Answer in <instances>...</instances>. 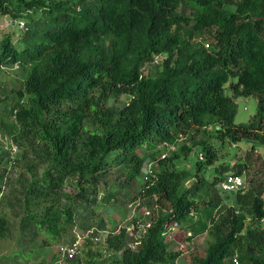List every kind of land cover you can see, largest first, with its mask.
<instances>
[{"label": "trees", "instance_id": "16d2710c", "mask_svg": "<svg viewBox=\"0 0 264 264\" xmlns=\"http://www.w3.org/2000/svg\"><path fill=\"white\" fill-rule=\"evenodd\" d=\"M1 16L27 24L16 43L8 36L0 46V70L19 66L26 72L22 86L10 91L13 103L0 105V118L13 141H27L39 156L37 164L25 165L32 176L23 192V228L71 243L66 238L76 226V200L97 193L102 177L122 167L126 185L141 180L148 205L159 207L151 208L154 221L136 248L128 245L127 228L109 232L104 243L111 254L122 253L118 264H176L185 254L169 245L171 226L193 233L187 244L195 236L211 237L205 255L192 254L189 264H234L235 256L239 264H264V183L225 192L230 206L216 218L223 200L217 182L200 177L186 188L191 176L176 168L177 161L192 162L195 150L199 171L218 161L214 148L198 139L211 125L221 126L215 129L220 140L264 144V0H0ZM157 56L164 57L161 66L146 73ZM235 77V99L258 98L256 118L240 125L237 103L225 94ZM7 89L0 90V102L10 98ZM121 97L124 105H109ZM182 137L192 143L162 157L159 146ZM143 146L155 152L142 156ZM7 151L0 146V180L10 162ZM147 164L150 176H144ZM37 165L45 166L39 179ZM68 183L77 192H67ZM203 190L214 195L201 203L196 197ZM63 201L69 202L65 209ZM33 206L40 210L32 212ZM7 226L0 217V237Z\"/></svg>", "mask_w": 264, "mask_h": 264}, {"label": "rangeland", "instance_id": "374dc122", "mask_svg": "<svg viewBox=\"0 0 264 264\" xmlns=\"http://www.w3.org/2000/svg\"><path fill=\"white\" fill-rule=\"evenodd\" d=\"M233 1L236 2L238 0ZM232 9L234 10L235 7H232ZM180 10L187 16L191 14L189 8L185 6H182ZM37 19V26H42L44 18L41 13H38ZM13 21L15 20H12L9 16L0 17V46L8 36L12 37L14 43L18 41L20 29ZM29 25L31 26V24ZM163 58L157 56L153 64L145 65V72L150 73L157 67H160ZM25 75L26 72L19 68V66H6L0 70V90L3 86L8 88L4 96H10L7 101L0 102L3 108L13 103L14 96H11L10 91L12 89H19L22 86ZM237 82V77L231 78L229 84L226 86L225 94L228 97H235L234 90L231 87L232 84H236ZM0 93L2 92L0 91ZM235 101L238 106L237 116L235 118L236 125L249 123L256 118L259 109L258 98L256 96L238 97ZM125 103L126 98L121 97L117 100H111L109 105L121 107ZM215 129L217 130V126L215 128L212 125L209 126L206 131L200 133L198 139L205 140L214 148L218 155V161L214 165L206 166L205 169L203 167L199 171V165L193 164V162L199 158L201 153L195 150L191 155L192 162L187 160L177 161L176 168L178 170H186L190 174L191 177L185 182L186 188L192 186L196 178L200 179V177L205 178L210 183L217 182L216 191L223 197L220 206H217L214 211V216L219 218L220 215L227 213L228 207L230 206L224 200L228 193L220 191L219 184L226 174L231 172L234 174L239 171V168H236L237 164H241L244 167V172L240 177L246 181V190L250 187H257L262 182L264 183V144L251 139H244L238 143H233L228 139L220 140L217 138ZM18 134L19 131L17 130L15 136ZM191 143V140L182 137L173 146H159V150L163 155L162 157H170L175 149L177 150L183 145ZM0 146L6 148L8 150L7 152L10 153V162L7 165L8 170L5 171V179L0 180V198L2 200L6 199L5 203L0 205V217L3 216L8 222L6 235L0 237V264H54L59 259L60 246L64 244H58L50 240L45 232L36 233L32 228L22 227L25 210H27L25 208L23 192L25 191L24 188L30 184L32 176L26 171L25 165L37 164L39 156L33 153L27 141H13V138H11L8 130L2 123L1 118ZM139 151L142 156L143 153L153 154L155 152L147 151L145 146ZM16 159L22 160L19 166L14 165ZM3 166L5 164L1 163L0 173L4 172ZM153 166L157 167V162ZM44 169L45 166L41 167L37 165L33 169L34 176L37 179L41 178ZM107 175L102 177V183H100L97 193L91 192L90 196L79 201L76 200L75 202L74 221L76 226L74 227L73 234L67 235V243L74 242L78 236L86 235L95 225L101 226L100 228L102 230H96L98 235L93 237V241L96 244L94 251L89 247L85 251L82 245L80 247L81 253L72 264H117L114 262L116 259L115 255L110 258L106 257L108 250L104 242L106 235L109 234L107 231L113 232L127 228L128 245L136 248L138 246L136 242L138 243L139 236L143 237L148 230L147 225L154 221L151 208L157 209L159 205H153L151 207L148 205L151 200L144 197V183L141 180L126 185V172L122 167L113 168ZM20 176L23 177L22 181L17 182ZM220 176L221 179H219ZM65 190L69 193L77 192L73 185L69 183L66 185ZM213 195V191L206 192L203 190L201 194L197 195L196 199L203 203L211 200ZM68 206L69 202H62L64 209ZM38 210H40L39 207L33 206L31 211L37 213ZM193 216L195 220L200 218V214L197 212H194ZM248 223H250V220ZM108 225L110 226L109 228H107ZM192 235L193 233L190 231L183 233L180 227L176 226H171L165 234L171 248L182 251L185 254V256L179 258L176 264H189L188 259L192 254L204 256L206 248L212 242L211 237L206 233L198 237H193L190 244L185 243L188 236ZM89 239H86V244ZM187 252L190 253L186 254Z\"/></svg>", "mask_w": 264, "mask_h": 264}, {"label": "built area", "instance_id": "2783aa9c", "mask_svg": "<svg viewBox=\"0 0 264 264\" xmlns=\"http://www.w3.org/2000/svg\"><path fill=\"white\" fill-rule=\"evenodd\" d=\"M13 23L16 24V26H18L20 30L25 31L27 29V24L25 20L20 19L13 21ZM151 167H152L151 164H147L144 170V176L152 175ZM246 187H247L246 181L242 177L236 176L235 174H226L223 180L219 184V189L222 192H235L245 189ZM262 222L264 223V219H262ZM150 226L151 224L149 223L147 225V228H149ZM92 234H93V229L91 231H88L86 235L78 236V238L74 242L60 246L59 259L54 264H72L74 260H76L79 254L81 253L80 247L83 245V243L86 242L87 238H91L90 236ZM136 244L138 243L136 242ZM233 262L234 264H239V260L237 256L234 257Z\"/></svg>", "mask_w": 264, "mask_h": 264}, {"label": "crops", "instance_id": "0c3cea01", "mask_svg": "<svg viewBox=\"0 0 264 264\" xmlns=\"http://www.w3.org/2000/svg\"><path fill=\"white\" fill-rule=\"evenodd\" d=\"M112 196V195H111ZM114 217V216H113ZM114 219V218H113ZM101 226H96L95 225V227L94 228H92L93 230H94V236L93 237H96L97 235H98V233H97V231H100V230H102L101 228H100ZM110 226L108 225L107 226V228H109ZM97 230V231H96ZM107 231V230H106ZM108 233L110 232V231H107ZM107 233V234H108ZM111 233V232H110ZM106 237H107V235H106ZM93 240V239H92ZM92 240H90V241H88L87 242V244L85 243V244H83V247H84V250L86 251L87 250V248L89 247L92 251H94V246L96 245ZM189 252H187L186 254H188ZM86 254V253H85ZM116 256V259L114 260V262L115 263H117L118 264V262L116 261L117 259H120L121 258V256H122V253H117V254H111L110 252H108V255L106 256V257H112V256ZM184 256V255H183ZM105 257V258H106Z\"/></svg>", "mask_w": 264, "mask_h": 264}, {"label": "water", "instance_id": "95a60500", "mask_svg": "<svg viewBox=\"0 0 264 264\" xmlns=\"http://www.w3.org/2000/svg\"><path fill=\"white\" fill-rule=\"evenodd\" d=\"M221 129V126H217V130H220Z\"/></svg>", "mask_w": 264, "mask_h": 264}]
</instances>
